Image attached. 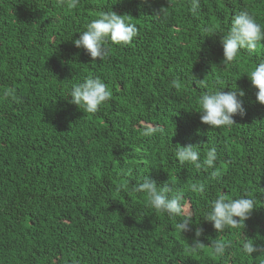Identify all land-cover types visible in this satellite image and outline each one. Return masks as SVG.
<instances>
[{
	"label": "trees",
	"instance_id": "16d2710c",
	"mask_svg": "<svg viewBox=\"0 0 264 264\" xmlns=\"http://www.w3.org/2000/svg\"><path fill=\"white\" fill-rule=\"evenodd\" d=\"M71 3L0 0V264H264V254L241 252L247 239L264 245V105L246 75L264 41L225 65L219 36L242 10L264 26V0H201L196 13L190 0ZM111 10L137 36L105 42L108 55L92 61L73 41ZM204 27L218 35L201 36ZM87 77L112 93L94 114L68 102ZM235 85L246 114L231 127L203 124L199 96ZM151 126L163 131L145 135ZM176 145L198 146L201 159L215 147V167L179 164ZM144 176L184 191L190 231L132 190ZM220 194L254 199L244 225L217 232L203 219ZM197 228L203 244L193 248ZM212 241L231 242L224 258Z\"/></svg>",
	"mask_w": 264,
	"mask_h": 264
},
{
	"label": "clouds",
	"instance_id": "9594fccd",
	"mask_svg": "<svg viewBox=\"0 0 264 264\" xmlns=\"http://www.w3.org/2000/svg\"><path fill=\"white\" fill-rule=\"evenodd\" d=\"M63 5V0H58ZM201 0H190L189 11L196 13ZM78 0H72L69 7H75ZM137 26L125 20L124 15L114 11L101 12L98 18L86 24L83 31H79V38L73 41L77 48H82L95 61L99 58L104 60L108 50L104 47L105 42L127 45L137 36ZM216 31L210 27L201 29V36H216ZM223 46L222 64L234 62L242 50L250 54L255 53L258 44L264 41V26L257 23L255 17L247 10L237 12L231 18V27L224 35H219ZM251 86L257 89L255 95L257 101L264 105V59L260 60L247 74ZM192 81L202 85L204 80H197L191 74ZM224 88L209 90L198 98L200 121L210 128L231 127L234 125V115L244 116L246 110L238 95H245L243 90H237L236 85L232 91L224 92ZM7 95V94H6ZM111 91L99 77H87L82 82L72 85L68 91V102L76 105L86 113L94 114L99 107L111 98ZM163 131L155 126L146 127L145 135H152ZM175 157L179 164L192 165L196 169L214 168L218 159L217 150L211 147L203 159L198 146H175ZM215 175V172L213 173ZM192 192L202 193L205 185L193 182L189 185ZM136 193L147 196V206L153 210L165 214L169 218H180L177 228L183 233L191 230L193 214L189 205L182 203L184 191L172 184L158 186L156 181L144 176L141 182L136 183L132 189ZM255 208V201L247 194L238 198L229 199L226 194L218 195L212 200L209 208L204 211L203 219L212 223L217 232H223L227 228H239L247 220ZM239 218V219H236ZM202 229L197 228L192 247L198 248L201 244L199 237ZM231 242L212 241L211 247L216 256L224 258ZM241 252L245 256H253L254 253L264 254V245H258L252 239L244 240Z\"/></svg>",
	"mask_w": 264,
	"mask_h": 264
}]
</instances>
